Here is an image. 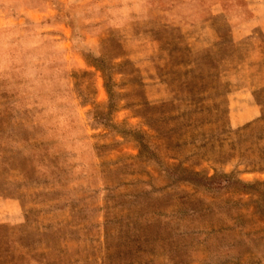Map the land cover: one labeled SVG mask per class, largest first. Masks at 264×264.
<instances>
[{"label":"rangeland","instance_id":"374dc122","mask_svg":"<svg viewBox=\"0 0 264 264\" xmlns=\"http://www.w3.org/2000/svg\"><path fill=\"white\" fill-rule=\"evenodd\" d=\"M0 0V264H264V0Z\"/></svg>","mask_w":264,"mask_h":264},{"label":"crops","instance_id":"0c3cea01","mask_svg":"<svg viewBox=\"0 0 264 264\" xmlns=\"http://www.w3.org/2000/svg\"><path fill=\"white\" fill-rule=\"evenodd\" d=\"M138 1V0H137ZM141 4H145L146 1L145 0H139ZM221 0H216L215 2L217 3V5H214V7L219 6Z\"/></svg>","mask_w":264,"mask_h":264}]
</instances>
